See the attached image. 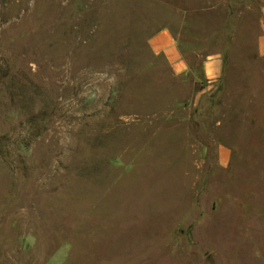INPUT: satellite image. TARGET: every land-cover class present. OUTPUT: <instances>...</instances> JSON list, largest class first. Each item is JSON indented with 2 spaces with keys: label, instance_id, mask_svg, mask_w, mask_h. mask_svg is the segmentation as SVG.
Returning <instances> with one entry per match:
<instances>
[{
  "label": "rangeland",
  "instance_id": "obj_1",
  "mask_svg": "<svg viewBox=\"0 0 264 264\" xmlns=\"http://www.w3.org/2000/svg\"><path fill=\"white\" fill-rule=\"evenodd\" d=\"M0 264H264V0H0Z\"/></svg>",
  "mask_w": 264,
  "mask_h": 264
},
{
  "label": "crops",
  "instance_id": "obj_2",
  "mask_svg": "<svg viewBox=\"0 0 264 264\" xmlns=\"http://www.w3.org/2000/svg\"><path fill=\"white\" fill-rule=\"evenodd\" d=\"M163 37L164 40L166 41V44L172 48L170 50L169 48L165 49H159V51H155V46L156 49L160 46V38ZM152 47L154 51L157 54H162L164 55L169 63H171L174 68L178 71H185L186 69V64L184 60H182L180 51L178 50L176 41L172 34L168 30H162L160 33H158L154 38H152ZM221 68H222V62L219 59H208L203 63V76L205 79L208 81H214L219 78L220 73H221Z\"/></svg>",
  "mask_w": 264,
  "mask_h": 264
},
{
  "label": "trees",
  "instance_id": "obj_3",
  "mask_svg": "<svg viewBox=\"0 0 264 264\" xmlns=\"http://www.w3.org/2000/svg\"><path fill=\"white\" fill-rule=\"evenodd\" d=\"M224 62H225V60H224ZM223 68H225V67H224V64H223Z\"/></svg>",
  "mask_w": 264,
  "mask_h": 264
}]
</instances>
